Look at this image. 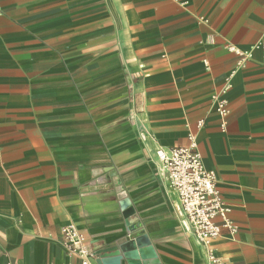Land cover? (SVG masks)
Segmentation results:
<instances>
[{
	"label": "crops",
	"instance_id": "1",
	"mask_svg": "<svg viewBox=\"0 0 264 264\" xmlns=\"http://www.w3.org/2000/svg\"><path fill=\"white\" fill-rule=\"evenodd\" d=\"M261 40L264 0H0V264H79L63 227L91 250L136 221L160 264H207L155 157L189 134L236 228L211 250L264 264V49L226 48Z\"/></svg>",
	"mask_w": 264,
	"mask_h": 264
},
{
	"label": "built area",
	"instance_id": "2",
	"mask_svg": "<svg viewBox=\"0 0 264 264\" xmlns=\"http://www.w3.org/2000/svg\"><path fill=\"white\" fill-rule=\"evenodd\" d=\"M226 48L240 57L237 67L242 68L251 57V50L264 49V41H259L247 51H240L231 45ZM230 78V76L227 77L219 92L211 96V103L221 118L222 129L225 127V119L229 114L226 95L231 88ZM203 124V120L198 121V129ZM187 139L188 145L185 147L169 150L156 149L155 157L163 165L169 184L176 193V209L179 215L184 218L189 232L207 248V264H225L214 255L210 246L220 235V226L214 221L216 217L221 219L222 227L229 230L231 234L236 232L235 226L228 217L230 208L217 189L216 174L205 170L203 166L202 158L197 150L196 137L189 134ZM62 234V247L67 254L78 258L79 264H95L93 252L86 245L84 236L74 226L63 227Z\"/></svg>",
	"mask_w": 264,
	"mask_h": 264
},
{
	"label": "water",
	"instance_id": "3",
	"mask_svg": "<svg viewBox=\"0 0 264 264\" xmlns=\"http://www.w3.org/2000/svg\"><path fill=\"white\" fill-rule=\"evenodd\" d=\"M120 207L127 220L133 216L128 199L121 200ZM140 229V222H132L128 224V234L123 242L113 246H91L95 264H121L122 261L126 264H160L148 236Z\"/></svg>",
	"mask_w": 264,
	"mask_h": 264
}]
</instances>
